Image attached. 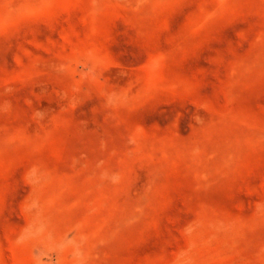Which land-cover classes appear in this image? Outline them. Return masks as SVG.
<instances>
[{"label":"rangeland","instance_id":"obj_1","mask_svg":"<svg viewBox=\"0 0 264 264\" xmlns=\"http://www.w3.org/2000/svg\"><path fill=\"white\" fill-rule=\"evenodd\" d=\"M0 264H264V0H0Z\"/></svg>","mask_w":264,"mask_h":264}]
</instances>
